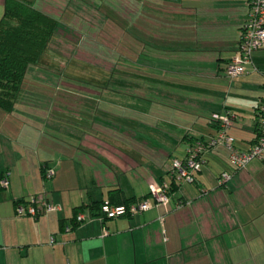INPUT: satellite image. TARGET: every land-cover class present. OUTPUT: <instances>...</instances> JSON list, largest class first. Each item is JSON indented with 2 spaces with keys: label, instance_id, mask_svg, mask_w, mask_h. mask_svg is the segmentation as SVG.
I'll return each mask as SVG.
<instances>
[{
  "label": "crops",
  "instance_id": "1",
  "mask_svg": "<svg viewBox=\"0 0 264 264\" xmlns=\"http://www.w3.org/2000/svg\"><path fill=\"white\" fill-rule=\"evenodd\" d=\"M31 1L58 26L11 109L0 108V172L9 179L0 188V264H264V159L236 168L225 147H206L194 179L175 180L168 202L113 218L90 207L110 189L136 200L150 197L151 183H170L173 159L216 132L214 112L233 115L237 148L254 142L264 44L246 72L224 71L247 0H124L123 22L115 0ZM3 8L0 0V17ZM100 15L122 25L119 61L103 69L108 85L67 81L80 69L61 68L50 46L98 30ZM47 56L50 69H32ZM223 171L230 177L219 183ZM31 198L60 207L16 214V202Z\"/></svg>",
  "mask_w": 264,
  "mask_h": 264
},
{
  "label": "built area",
  "instance_id": "2",
  "mask_svg": "<svg viewBox=\"0 0 264 264\" xmlns=\"http://www.w3.org/2000/svg\"><path fill=\"white\" fill-rule=\"evenodd\" d=\"M248 16L242 24L241 35L236 53L225 65V73L228 76H236L247 71L246 67L252 63V52L264 44V0H247ZM233 115L230 112L212 113L211 119L217 124V130L206 141L196 140L188 149L184 158H176L172 161L175 180L192 181L194 171L199 169L202 162V152L206 147L222 146L228 151V157L236 168H243L253 158L264 159V99L256 108V130L254 142L245 150H240L234 144V137L227 131L231 125ZM44 175H52V169L45 167ZM230 174L226 171L220 173L219 183L228 180ZM9 184L8 174L0 175V188ZM150 197L136 199L128 204H114L104 198L99 205V213L104 217H117L126 213L140 212L152 204L166 203L170 199V185L167 182H153L149 188ZM153 199V200H152ZM60 206L44 198H31L16 202L15 210L18 215H31L58 209ZM83 214L77 212L76 221L83 219ZM66 225V229H69ZM71 264V263H68Z\"/></svg>",
  "mask_w": 264,
  "mask_h": 264
},
{
  "label": "trees",
  "instance_id": "3",
  "mask_svg": "<svg viewBox=\"0 0 264 264\" xmlns=\"http://www.w3.org/2000/svg\"><path fill=\"white\" fill-rule=\"evenodd\" d=\"M57 26L56 17L41 10L31 0H4L0 17V108L11 109L28 65L40 61ZM174 183L172 178L170 191L174 190ZM120 192L110 189V199H107L114 204H128L134 200L122 197ZM102 200L92 202L91 209H99ZM75 211L77 213V209Z\"/></svg>",
  "mask_w": 264,
  "mask_h": 264
},
{
  "label": "rangeland",
  "instance_id": "4",
  "mask_svg": "<svg viewBox=\"0 0 264 264\" xmlns=\"http://www.w3.org/2000/svg\"><path fill=\"white\" fill-rule=\"evenodd\" d=\"M115 7L118 9L116 12L120 17L118 18L120 22H123L124 19V0H115ZM69 4L68 1L65 2ZM135 3H132L134 6ZM136 6V5H135ZM93 12V11H91ZM93 16V15H92ZM94 17H91V14L83 16V21L90 22ZM82 19V18H81ZM107 19L99 16V25L98 30L88 31V28L84 29L83 33L77 35V43L74 44L72 40L60 41L56 40L52 42L50 46L51 58L53 57L54 61L61 60V68H65L68 71H74L80 69L74 79L67 78V81H73V83L85 86L94 84L97 85H108V77L103 73V69L108 67L107 61H119L118 58L121 56V37H122V25L119 24V27H115L114 24L108 22ZM137 22V19H136ZM133 34L137 31L132 27ZM134 49L138 50V42H136ZM137 47V48H136ZM49 53V51H48ZM47 53V54H48ZM49 56L43 58V62L39 66H34L32 69H50L47 61H49ZM76 56V62L73 61H64L65 57ZM78 57V58H77ZM82 60H78V59ZM132 59L136 60L137 55H132ZM124 61L123 58H121ZM80 61V62H78ZM137 61V60H136ZM95 64L97 67H93ZM102 68V69H101ZM98 69V70H97ZM96 78H95V77ZM74 77V76H73ZM95 85V86H97Z\"/></svg>",
  "mask_w": 264,
  "mask_h": 264
}]
</instances>
